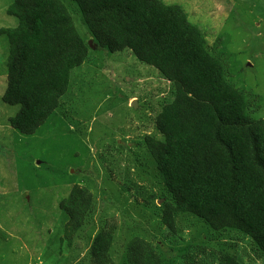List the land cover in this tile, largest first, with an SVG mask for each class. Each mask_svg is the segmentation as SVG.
Instances as JSON below:
<instances>
[{
    "label": "rangeland",
    "instance_id": "1",
    "mask_svg": "<svg viewBox=\"0 0 264 264\" xmlns=\"http://www.w3.org/2000/svg\"><path fill=\"white\" fill-rule=\"evenodd\" d=\"M13 1L0 0V30L16 26L7 14ZM60 1L84 44L97 45L77 5ZM161 2L202 33L253 119L264 121V0ZM87 49L58 108L26 136L9 124L19 106L1 100L9 46L0 35V264H92L90 243L99 231L112 235L113 264H127L126 247L136 238L151 243L162 264H220L221 253L239 264H264V254L239 231H215L185 213L173 215V232L165 228L161 216L172 196L145 138L164 141L156 121L175 88L130 51ZM73 186L92 203L70 235L60 203Z\"/></svg>",
    "mask_w": 264,
    "mask_h": 264
},
{
    "label": "trees",
    "instance_id": "2",
    "mask_svg": "<svg viewBox=\"0 0 264 264\" xmlns=\"http://www.w3.org/2000/svg\"><path fill=\"white\" fill-rule=\"evenodd\" d=\"M70 1L100 48L130 51L175 88L172 103L156 121L164 141L145 138L172 196L161 216L165 228L174 231L175 213L191 214L212 230L245 234L264 254V121L253 119L202 33L161 0ZM7 14L16 26L0 30L9 46L1 100L19 106L11 128L31 136L58 108L88 46L60 0H14ZM91 203L77 186L60 203L70 235L80 230ZM111 246L109 232L96 233L89 249L92 264H113ZM126 262L162 264L155 247L137 238L126 247ZM220 264L239 263L221 253Z\"/></svg>",
    "mask_w": 264,
    "mask_h": 264
},
{
    "label": "water",
    "instance_id": "3",
    "mask_svg": "<svg viewBox=\"0 0 264 264\" xmlns=\"http://www.w3.org/2000/svg\"><path fill=\"white\" fill-rule=\"evenodd\" d=\"M88 46H89L90 48H93V49L97 47L96 44L93 45V41H92V40H90V41L88 42Z\"/></svg>",
    "mask_w": 264,
    "mask_h": 264
}]
</instances>
